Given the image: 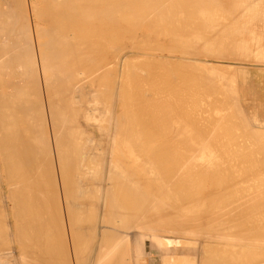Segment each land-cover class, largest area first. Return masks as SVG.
Returning a JSON list of instances; mask_svg holds the SVG:
<instances>
[{
    "label": "bare ground",
    "instance_id": "6f19581e",
    "mask_svg": "<svg viewBox=\"0 0 264 264\" xmlns=\"http://www.w3.org/2000/svg\"><path fill=\"white\" fill-rule=\"evenodd\" d=\"M239 10L240 12L258 14L262 17L261 22L264 27V0H262L261 4L253 3V0H0V252L3 250L1 254L4 257V254L8 255L5 259L9 260L5 264H149V262L151 264L152 258L146 248L145 238L148 237L150 239L149 246L151 249L153 247L163 248L169 246L172 241L169 238H165L164 233L170 231V229L168 230L170 222H175L176 226H174L175 230L173 231L183 234V237L185 236L186 238L187 235H193L194 229L203 225L204 221L214 222V228L212 227L213 224L209 228L210 233L211 228H213V233L214 230L217 231L219 229L218 226L220 224L217 223L227 225L226 222L230 224L232 219L233 223H239L241 222L239 220L242 213L241 210L244 211V214L247 211H253L252 209H254L255 205L252 206V203L260 202V199L256 198L255 200L253 197L255 195H251L253 191L250 188L253 187L254 189V187H257L259 191L263 187L262 190L264 191V185H262L264 176L262 174H259V177L256 178L253 176V179H251L252 177L244 173L250 178V182L247 181L248 183H246L245 181L242 187L239 185L241 187H239L240 190L245 187L244 191L247 190V193L248 190H251L250 195L254 199L246 196L247 199L236 200L235 198L237 197L234 196L237 194L238 196L239 194L243 196L244 194H241L242 190H238L240 193L235 192L237 189L233 188L235 186L232 184L233 180L231 184L235 190L232 191L233 194L235 192L234 198L232 197L231 199V194L225 196L227 198L230 197L231 200L235 199L233 200L234 203H229L231 201L229 198L230 201L226 202L227 198H224V192L222 195L220 190L222 191L224 188L226 190L227 186L223 188L221 183L217 184L218 186L220 185L219 187L215 185L217 189H220L217 190L215 188L214 190L217 191L213 194L216 195L220 192L223 200L218 201L216 200L217 198L213 200L216 196L212 199L210 198L212 197L211 193L208 194L212 186L210 184L213 183L214 176H216L214 175L216 173L214 168L216 167L213 159L215 146L213 147V143L211 142V145L209 141L219 135L220 129L227 130L225 132L222 131L225 135L231 129V125L235 123L236 119L232 121L234 122L233 124L231 123V115H228L230 120L227 118L230 110L227 108L229 111L225 112L227 109L221 107L225 104L223 101L226 96L224 94L226 91L222 93L223 87L225 90L230 89L234 94L232 95L229 92V95L237 97L235 93L237 90L232 86L235 80L216 71L217 73L215 74L218 76L217 79H219L217 81L215 78L217 83L220 80L222 81H220L221 85H218V87L222 86V94H220L219 98L222 99L221 95H224L223 101L219 100L217 97L219 95L216 96L217 90L220 89L217 85H214L216 81L212 83L214 86L205 87L206 92L202 91L198 95L194 94L195 96L192 94L191 97L183 99L186 97L184 96L185 94L182 97H179L182 94L178 97L176 96L179 94V90H182L180 86L177 88L179 89L177 92H172L178 84L180 85V79L183 75L189 71L186 72L180 64L178 65L183 59L180 62L179 60L173 61L174 63L171 62L174 66H180L185 71V73L182 71L184 74L181 72L183 74L181 77L179 75L180 72L177 75L176 72L178 70H175L177 77H180L178 80L175 76L178 80L176 83L175 80L172 81V78L169 77V72L167 73V71L172 70V74H174V66L170 62L169 64L167 63V61L173 59L169 58V60L164 61L162 58H155L156 61L159 59L161 63L156 65L154 57L146 54L147 58L151 57L149 60L146 58L148 63L150 61L149 64H152L151 60L154 59V66L143 67L146 64L143 61L146 62V60L141 58L142 60L139 59V63L144 65L142 64V70L138 71L140 66L138 63L137 72L134 68L136 64H130L129 62L132 61L124 55L127 48L130 52H133L137 48L140 51H148L146 48L150 47L149 49L154 52H152V56L157 52L154 50H160L161 53L165 52L168 56L169 54L173 55L180 52L182 55L190 56L188 58L195 59V61L198 57H192V55L194 56L195 53L200 55V52L201 54L203 53L204 58L207 54L210 55H207L209 58H211V55H213L212 57L217 55L216 58H223L227 53H235L236 39L230 41L229 38L231 39L232 36L227 37L231 33L238 32L235 27V24L237 26L238 23L234 18V13ZM238 17L240 20L241 18L243 19L242 15H238ZM254 17L256 16L254 15ZM248 18L250 20L253 19L250 18V15ZM225 19H229L227 23L232 24V26L229 24L226 26ZM246 20L241 22V24L246 23L247 25ZM223 21L225 27L223 26ZM249 23L248 25H250ZM248 25L246 27H249ZM159 34L168 35L170 37V39L169 37L167 38L168 43L165 42L167 41L164 40L165 37H162V39L160 37L161 40H159L157 37ZM146 43H149V45ZM234 53L231 55H234ZM136 55L138 54L134 56ZM134 56L131 55V57ZM138 57L135 59H138ZM245 58L246 61L249 57ZM263 58L264 48H262ZM192 59L190 62H193ZM231 59H228V61H221L215 58L204 60L209 63L212 61L219 64L226 63V65L222 66H232L231 63L244 64L241 62L243 57L239 58L241 60L235 57L234 61H231ZM235 60L240 62H235ZM185 61L187 63L189 60ZM190 62L191 66L192 63ZM183 63H181L183 67L187 65ZM166 64L171 65L172 69L164 71L165 67L168 66ZM210 65L213 66L212 63ZM254 65L264 67V64L260 63ZM162 66L165 69L162 70ZM153 67L156 69L160 67L162 75ZM193 67L190 68V71ZM212 68L210 67L209 71ZM231 68L233 69V67ZM162 71L166 72L167 75L164 74L166 78L167 76L170 78L167 79V82L171 80L173 85L176 83L173 89L169 86V88L167 87V82V85L160 84L161 77L165 78ZM203 71H201V74ZM192 73L195 79L197 75H195V72ZM211 73L207 74L210 75ZM172 76L174 77V75ZM204 77H199V79L204 80ZM206 78L211 81L212 77L207 76ZM213 79L212 81L214 82L215 79ZM182 82L189 83V80L185 82L182 80ZM207 82L206 80L204 83L206 84ZM163 83L165 84V82ZM182 86L184 87V85ZM194 89L199 90L196 87ZM183 90L185 92V89ZM236 97L230 98V100H236L235 110L239 109L240 106L238 103L239 99L238 97L236 99ZM234 103L235 101L232 102V106ZM229 106H231V103ZM230 109L232 110L233 108L231 107ZM243 111L245 112L244 108ZM234 116L232 117L234 118ZM245 116L240 119L241 122L238 120L237 123L239 125L246 121L244 120L246 119L244 118ZM228 120L231 125H229ZM246 125L244 123L245 127L250 128L247 131H251V127ZM241 129L239 130L240 133L243 134L244 131L247 133L246 130L242 129L243 131H241ZM254 129L252 130L253 132ZM259 131L264 132L263 129H259ZM239 132L237 134L231 133L232 138L227 136V139L229 141L235 138L242 140L247 137L244 135L243 137L239 136ZM258 132L256 133L257 135L261 133ZM253 135L249 134V139ZM260 137L259 134V140L256 143L254 138H252L254 141H247L248 138H244V140L250 143L254 142V146L257 144L261 148L262 144H258ZM220 142L222 141L220 140ZM226 142L228 141L226 140ZM231 142L228 144H231ZM236 142L232 144L234 145ZM261 142L263 141L261 140ZM242 143L244 144L245 142ZM242 143L241 145L237 144L241 146L240 150L243 147V152H245L247 146L242 145ZM220 144L222 146L224 143ZM209 145L213 150L209 149ZM223 146L222 150L226 149ZM229 146L231 149L232 145ZM239 146H237V150ZM250 146L248 147L251 148L253 145ZM217 147H219V144ZM256 147L258 148L259 146ZM237 150L235 152L236 156L233 154L235 158L242 152ZM217 151L216 149V153L219 155ZM226 151L228 152L229 148ZM256 151L254 152L256 153ZM258 151L260 152V150ZM227 152L225 158L227 157L228 160ZM243 152L242 154H244ZM232 153L230 158L233 156ZM258 154L260 161L263 160L261 156L264 154ZM220 157L216 162L219 159L221 161ZM257 157H254L255 160H257ZM247 158H245V162H250ZM224 160L225 163L223 164L226 165L227 160ZM232 160L234 162L235 159L232 158ZM229 161L227 162L228 164ZM238 162H240L239 159ZM237 163L235 161V165ZM261 163L257 164H260V166L264 164ZM217 164L219 163L217 162ZM233 164L231 166H234ZM253 166L251 165L249 168H253ZM220 167L219 169H221ZM236 170L238 169L236 168ZM249 170L247 169V171ZM255 170L253 169L251 172L253 173ZM240 172L242 173V171ZM251 172H249L250 175H252ZM233 173L235 174V172ZM139 175L143 176L140 178L145 179L139 178V180ZM200 175L206 178L202 180ZM198 176L201 177V182L195 181ZM233 176L229 177L231 179L234 178V181H236L235 176ZM238 177L236 178L238 179ZM240 179L238 180L240 181ZM227 180L229 179L227 178ZM226 181L225 183H227ZM228 183L227 185L231 187V184ZM236 185L238 186V181ZM207 186L210 188L205 190V188H208ZM202 188L207 191V193L204 192L207 196L205 194L200 195ZM197 189L200 191L201 199L204 195L205 199L207 197L212 199H209L210 202L208 201V204L213 201L212 203L217 206L221 203L225 204V202L226 205L220 208L216 206L217 208L215 207V209H218V211L212 209L214 212H211L210 210L211 213L205 214L204 219L200 218L201 221L199 218H195V220L193 216L196 212L198 213L199 210H202L200 207L207 205L205 203L202 204L201 200L200 204L202 206L199 207L200 198L197 196L199 199L198 202L197 200L195 201L196 204L194 203L196 206H191L194 202L193 199H197L192 193ZM229 192L227 191L226 193L228 194ZM190 196L194 197L192 199L193 202L189 201L191 204L189 203L187 208H185L186 205L180 203L183 199H187ZM205 199L203 202L208 200V198ZM216 201L218 204H216ZM212 203L210 208H212ZM260 204L261 202L257 205L258 208H260ZM177 205H180V207L176 208L177 212L178 208L181 209V205H184L179 211L183 215L182 217H180V213L178 215L177 212H174ZM184 208L185 211H183ZM257 209L255 208V211L259 210ZM171 210L173 211L171 212ZM238 211H240V215L237 218ZM261 211L263 210L261 209ZM261 211L259 215L262 214ZM234 214L237 215L234 216ZM259 215H256V217L258 218ZM263 215L264 211L261 216ZM200 216L202 217L201 214ZM249 216L247 218L251 219L253 215L251 218ZM244 218L248 220L246 217ZM259 219L261 221L262 217ZM246 223L248 222L246 221ZM215 224L218 226L215 227ZM229 224L227 227L235 225ZM261 224L258 225L256 223L255 225L261 227ZM222 225H220V228H222ZM243 227L241 230L248 231L247 228L243 229ZM251 227L254 231L255 228ZM224 229L226 227L220 230ZM229 229L227 228L228 231H230ZM206 230L204 229V231ZM255 230H260V228ZM261 230L258 232H263ZM250 231L252 232V230ZM195 232L197 231L195 230ZM235 232L234 234L238 233L237 230ZM241 233H238V236ZM247 233L241 235L242 237L240 236L241 238H238L237 241H235L236 237L232 238L234 240L231 238L229 240L233 241L232 244L234 242L238 243V240L242 241L243 236ZM204 234L206 235V233L202 235ZM229 234L223 235L228 237ZM256 234L258 233L256 232ZM214 235L219 237L213 238L208 235L206 237L210 241L212 238L220 240L221 234ZM223 235L221 236L223 237ZM197 236L199 238L200 235L198 234ZM252 237L249 235V240L246 239L252 242L250 245L254 243L256 245L257 236L256 239L250 240ZM176 238L180 239L181 237ZM201 238L204 240L202 242H205L204 236H200ZM189 240H191V237ZM177 241L175 240V242ZM224 241L228 242V240ZM248 241H244V244ZM258 241L263 240L258 238ZM261 243L257 244L260 248L262 247V250H259L260 254L264 252L263 246L260 245ZM209 244H207L206 239V243L202 244V249H204L202 253L206 254L212 251L211 248L209 252L205 253L207 248H209ZM218 244L221 245L219 242ZM224 244L222 246L229 247L227 243ZM199 245L200 243L198 247ZM230 246L231 248H229L234 250L232 245ZM233 246L235 247L236 245ZM242 246L239 242L237 248H242V251L237 250L244 253L245 247L243 248ZM258 246L256 247L257 249H259ZM256 248L253 247L252 251H256ZM218 250L217 248V252ZM220 250L223 249L221 248ZM224 251H226L225 247ZM252 251H250V254L247 251V255L253 254L251 253ZM1 254L0 264H4V260H1V258L3 259ZM211 254L213 253H209L210 257L206 258L215 261L213 263L210 261V263L218 262V259L213 260ZM233 254L235 255L236 253ZM260 254H256V256ZM256 256L252 255L249 257L250 260H248L251 261V258ZM213 257L216 256L213 254ZM223 257L225 256L223 255ZM237 257L239 261V256ZM229 258H227L229 262L227 264H230ZM210 259L206 260L209 261ZM243 259L241 260L245 262ZM259 260L260 258L258 261L256 259V262H262V260ZM204 262L207 264V261ZM225 263L226 259L223 264ZM251 264H254V262Z\"/></svg>",
    "mask_w": 264,
    "mask_h": 264
},
{
    "label": "rangeland",
    "instance_id": "374dc122",
    "mask_svg": "<svg viewBox=\"0 0 264 264\" xmlns=\"http://www.w3.org/2000/svg\"><path fill=\"white\" fill-rule=\"evenodd\" d=\"M256 1H257V2H256ZM253 3H256V4H259V3H260V4H261V3H262V0H253ZM235 11H236V10H235ZM235 11H234V12H235ZM234 12H233V13H234ZM239 12H240V10L237 11L236 13H234V14H235V17H234V18L237 20V23L240 24V25H239L240 27L238 26V24H237V26H236V24H235V27L237 28L238 32H237V33H234L235 35H234L233 33H231V35H228V37H227V38H229L230 36H232V37L236 36L235 38H232V37H231V39L229 38L230 41L236 39L235 42H237V43L235 44V47H236L235 53H234V52L227 53L226 56L223 55V56H224L223 58H222V57H221V58L218 57V58H219V59H218V58H216L217 55H216V57H212L213 55H211V58H209V57H207V55L210 56L209 54H207V55L205 56V58H204L203 53L201 54V52H200V55H199V54H196V53H195L196 56H195V55H194V56L192 55V57H198V59H196V61H195V59L188 58V57H190V56L182 55L180 52H179L180 55H179V53L177 52V53H175V54H173V55L169 54V56H168L167 53H165V52H162V53H161L160 50H159V51H158V50H154V51H157V52H155V55H156V56H155V55L152 56L154 52H153L152 50L149 49L150 47L147 46V45H149V43H146L147 45H145V44H144V45L148 47V48H146V47H145V48L148 49V51L150 50V52L145 51V50H143V51L141 50V51H140V49L138 50V48H137V50H133V52H132V51L130 52L129 49L127 48L128 50H127V49L125 50V53H126V54L124 53V55H125L126 57H128L130 61H132V62H129L130 64H133V65L136 64L135 67H134L135 69H136V68L138 69V66H139V64H140L138 71H139L140 69L142 70L143 67H147V66L149 67L150 65H151L150 67H152V65L154 66V61H156L155 58H160V59L162 58V60L164 59V61H167V59L169 60V58H170V59H173V60L167 61V63L169 64V62H170L171 65H173V64H172V63H174L173 61H175V60L178 61V60H179V62H180V60L183 59V61H181L180 63H178L177 61H176V63H178V65L180 64V66H181L184 70H186V72L189 70L187 73H185V71H183V69H181L180 66H178V67H180V68L177 69V68H178L177 65H175V66L173 65V66H174V68H173V69H174V70H173V73H174V74H172V70H169V69H172V68H171V65L166 64V66H167V65L169 66V67L167 66L168 68L165 67V68H166V69H165L163 66H162L163 68H161L162 70L165 69L164 71L169 70V71H167V73L169 72V73H168V74L170 75L169 77L172 78V79H171L172 81L175 80L176 83L178 82V80H179V78H180L179 76L177 77V75L179 74V72H180L179 75H181V77H182V75L185 73V74L183 75V77L180 79L181 82L179 81V82H180V85L178 84L177 87H175L176 83H174V85H173V82H172L171 80L167 82V79H170V78H169L168 76H167V78H166L165 75H167V74H166V72H163V71H162V73H163V76H165L166 80H165L164 77H163V78L161 77V79H162L161 82L163 81V82H165V84H164L163 82H162V83L160 82V84H162V85H167V83H168L167 87L169 86V87L172 88V89L175 87V89H174L175 91L171 89L172 92H177V91L179 90V89H177V88H179V86H180V89H181V88H182V90L185 89V92H184V90H183V91H182V90H179L180 92H181V91H182V92H181V93L178 92L179 94L176 95V96L178 97L179 95L182 94L181 96H179V97H182L183 94H185L184 96H186V97L183 98V99H186L187 97H191L192 94H193V96H195V95H198V94L202 93V91H203V92H206V90H205V87H206V86H209V85H212V86L217 85V87H218V85H221V82H222L221 80H220L221 82L219 81L220 83H219V82L217 83V81L219 80V79H217L218 76L215 74V73H217V72H218V73L221 72L220 74L223 73V75H225V76H229L231 79H234V80H235V82L233 81L234 83L232 82V83H233L232 86H233V88H235V90H237V91H235V93L237 94V97H238V99H239V100H238L239 102L237 101V102L239 103V105H240V106L238 105V106H239V109L237 108V109L235 110L237 104H236V100H234V99H232V100L235 101V103H234L235 106H234V105H233L234 107L232 106V102H234V101L230 100V98H232V97L235 98L236 96H232V95H234V94L232 93V91H231L230 89L225 90L224 87H223V91H222V90H221V89H222V86H221V87L219 86L218 88H220V89H219L220 91L217 90V92H216V96L219 95V96H217V97L219 98V97H220V94H222L224 91H226V92L224 93V94L227 96V97L225 96V100H226V101H225L224 98H223L224 95H221V96H222V97H221L222 99L219 98V100H221V101L224 100L223 102H224L225 104H224L223 106H221L222 108H226V109L228 108V109L230 110L231 113H232V112L234 113V114L232 113L233 115H232L230 112H229V114H227V113H226V114H227V118H228V119L231 117V120L229 119V120L231 121V123H232V124H233L234 122H235V123H234L233 125H231V123H230L229 120H228V122L230 123L229 125L232 126V127H231L232 130H231V129L228 130V132L225 133V135H226V136H225V135L222 133V131L225 132V131H227V130L224 131V130L220 129V130H221V132H220V130L218 129V130H219V133H218V134L220 135V134L222 133L223 135L221 134L222 136H221V135H220V136L218 135L217 137L215 136L214 138L210 139V141H209L211 145H212V143H213V145H212L213 147L215 146V147H214V150H213V149L210 148L211 146L209 145V149H211V150H213V151L215 152V154L213 155V157H214L213 159L215 160V162H214L215 165H214V166L216 167V168H214V172H216L217 174L213 172L214 175H216V176H214L213 183L210 184V186L212 185L211 188L213 189V191H212V189H211L210 187H208L209 185L207 186L208 188H205V190H207V189L210 188V189H209L210 191H208V194L211 193V195H212V197H210V198L213 199V197L216 196L213 200H215V199L217 198L216 200H218V201L223 200V197H221V196L223 195V192H224V195H223L224 198H225V197L227 198V196H229V195L231 194L232 196H230V197H231V199H232V197H233V195L235 194V192L240 193L239 191H241V190L244 191V190H245V189H244L245 187H243V189H241V190H240V188L242 187V185L244 186L243 183H245V181H246V183H248L247 181L250 180L249 177H252L251 179H253V176L256 178V177H259V174H260V175L262 174V176H264V173H262V172H264V171H263V170H264V169H263V168H264V164L261 165V166H260V164H259V165L257 164V163H260V162L264 163V155L261 156L262 154H264V153H263V152H264V150H263V146H264V143H263V142H264V135H263V134H264V132H263V131H262V132L259 131V129H261V130L263 129V130H264V97H263V96H264V74H263L264 70L262 71V69H264V67L254 65V64H259V63H260V64H264V61H263L264 58L262 59V48H264V27L262 26V22H261V21H262V17H260L258 14H250V13H247V12H245V11H241V12H240L241 14H240ZM245 14H246V15H245ZM238 15H239V16L242 15L243 19L241 18V20H240V18L238 17ZM244 15H245V16H244ZM249 15H250V18H251V19L253 18L254 15L256 16V17L253 18L254 21H256L255 23H254L253 19L250 20V19L248 18ZM247 16H248V17H247ZM246 17H247V20L249 19V21L246 20ZM206 18H208V17H206ZM238 18H239L240 21L238 20ZM255 19H256V20H255ZM228 20H229V19H227V20L225 19V24H227L226 26H228V24L230 25V23H227ZM230 20H231V19H230ZM245 20L247 21V25H248V23H249L250 21L252 22V24H251V22H250V23H249L250 25H248V26H249V27L251 26V28H253V29H251V28H249V27H246V26H247L246 23H245V24H243V23L241 24V22H243V21H245ZM228 22H229V21H228ZM258 22H260V23H258ZM222 23H223V26L225 27L224 21H223ZM253 23H254V24H253ZM233 25H234V24H233ZM241 25H242V26H241ZM243 25H244V26H243ZM245 25H246V26H245ZM230 26H232V24H231ZM238 27H239V28H238ZM241 27H242V28H241ZM244 28H245V29H244ZM247 28H248V29H247ZM234 29H235V28H234ZM240 29H241V30L243 29V30L241 31ZM254 29H256V30H254ZM253 30H254V31H253ZM165 33H166V32H165ZM159 35H160V36H159ZM159 35L157 36L159 40H161L162 37H163V38L165 37L164 40H167V41H165V42L168 43V39H167V38H168L169 36H168L167 34H166L167 36H164L163 34H159ZM161 35H162V36H161ZM245 36H246V37H245ZM160 37H161V39H160ZM251 38H252V39H251ZM169 39H170V37H169ZM239 39H240V40H239ZM254 39H255V40H254ZM227 40H228V39H227ZM243 42H244V44H243ZM245 42H246V43H245ZM248 42H249V43H248ZM231 44H232V43H231ZM245 45H247V46L245 47ZM231 46H232V45H231ZM233 46H234V45H233ZM252 46H253V47H252ZM152 47H153V46H152ZM257 48H258V49H257ZM240 51H241V52H240ZM258 51H259V52H258ZM152 52H153V53H152ZM130 53H131V54H130ZM141 53H142V54H141ZM233 53H234V55H231V54H233ZM259 53H260V54H259ZM135 54H138V55L134 56ZM146 54L149 55V56H151V57H154L155 60H154L153 58H152V59H153L154 61L151 60V63L153 62L152 64H149L150 61H149V63H148L147 59L149 60V58L151 59V57H148V58H147V56H145ZM162 54H163V55H162ZM249 54H251V55H249ZM258 54H259V55H258ZM127 55H128V56H127ZM129 55H130V56H129ZM131 55L134 56V57H131ZM175 55H176V56H175ZM181 55H182V56H181ZM214 55H215V54H214ZM252 55H253V56H252ZM138 56H139V57H138ZM178 56H179V57H178ZM202 56H203V57H202ZM231 56L233 57L232 59H231ZM257 56H258V57H257ZM130 57H131V58H130ZM137 57H138V59H135V58H137ZM167 57H168V58H167ZM182 57H185V58H182ZM199 57H201L202 59L199 58ZM226 57H227V58H226ZM228 57H229V58H228ZM234 57H235V58H238V60H241V59H239V58H242V57H243L242 60H243L244 62H243L242 60H241V62L244 63V64L231 63L232 66H222V65H224V64L226 65V63L219 64V63H217V62H213V61H212V62H211V63L213 64V66H212V65H210L211 63H209V62H207L206 60H204V59H214V58H215V59H217V60H221V61H228V59H231V61H234V60H233ZM245 57H249V58H247V60L245 61V59H246ZM132 58H133V59H132ZM141 58H143V60H146V62L143 61V63H144V64L146 63L147 65L145 64V66L141 67L142 64H143V63H139V59L142 60ZM146 58H147V59H146ZM180 58H181V59H180ZM165 59H166V60H165ZM191 59H192L193 62H190ZM226 59H227V60H226ZM133 60H135V61H133ZM185 60H187V61L189 60V61H188L187 63H185V62H186ZM198 60H200V61H198ZM203 60L206 61V62H204ZM238 60H235V62H240V61H238ZM253 60H254V61H253ZM184 61H185V62H184ZM229 61H230V60H229ZM133 62H135V63H133ZM136 62H137V63H136ZM140 62H142V61H140ZM171 62H172V63H171ZM183 62H184V63H183ZM189 62L192 63L191 66H190ZM253 62H254V63H253ZM257 62H258V63H257ZM261 62H262V63H261ZM138 63H139V64H138ZM155 63H156V65H157L158 63H160V60L158 59ZM164 63H165V62H164ZM181 63H183L184 65H186V64H187V65L183 67V65H182ZM195 63H196V64H195ZM144 64H143V65H144ZM160 64H161V63H160ZM194 64H195V65H194ZM197 64H198V65H197ZM252 64H253V66H252ZM215 65H216V66H215ZM234 65H235V66H234ZM240 65H241V66H240ZM247 65H248V66H247ZM159 66H160V65H159ZM173 66H172V67H173ZM188 66H190V67H188ZM193 66H194V67H193ZM214 66H215V68H214ZM249 66H250V67H249ZM175 67H177V68H175ZM191 67H193V68H192L191 71H190V68H191ZM196 67H197V71H196ZM210 67H211V68L213 67L212 69L214 70V72H213L212 69L209 71ZM231 67H233V69H232ZM255 67H256V68H255ZM153 68H154V67H153ZM153 68H151V69H153ZM156 68H157V66H156ZM156 68H154V69H155L156 71H159L160 74H161V69H160V67H159L158 69H156ZM200 68H201V69H200ZM234 68H235V70H234ZM137 69H136V71H137ZM159 69H160V70H159ZM175 70H176V71L178 70V72H176L177 75L175 74ZM179 70H180V71H179ZM193 70H195V71H193ZM203 70H204V71H203ZM138 71H137V72H138ZM170 71H171V74H170ZM182 71H183L184 73H183ZM198 71H200V72H199L200 74H201V71H203V73L201 74V75H203V76H201V75L198 73ZM206 71H207V72H206ZM208 71H209L210 73H211V71H212V73H211L210 75H212L213 73H214V75H212V76L208 75V74H207V73H209ZM216 71H217V72H216ZM181 72H182L183 74H181ZM192 72H195V75H197V76H196V77H197V80H196V77H195V79H194V74H193ZM205 72H206V73H205ZM233 72H234V73H233ZM256 72H257V74H256ZM190 73H192L191 75H193L192 78H191ZM196 73H198V74H196ZM260 73H261V74H260ZM164 74H165V75H164ZM206 74H207V76L210 77V78H211V77L214 78V79L216 78L217 81H216V79H215V80L213 79V80H214V82H213V81H212V78H211V81H209L210 79H209V78H206V77H207ZM220 74H219V75H220ZM227 74H229V75H227ZM161 75H162V74H161ZM171 75H174V77H173V76L171 77ZM185 75H187V76L189 75V76H188V79H187V76L185 77L186 79L184 78ZM204 75H205V77H204ZM255 75H256V76H255ZM260 75H261V76H260ZM175 76L178 78V80L176 79ZM213 76H215V77H213ZM235 76H236V77H235ZM199 77H202V78L204 77V80L201 79V78L199 79ZM229 77H227V78H229ZM233 77H234V78H233ZM254 77H255V78H254ZM258 77H259V78H258ZM262 77H263V79H262ZM183 78H184V79H183ZM205 78H206V80L209 82V84H208V82L206 83L207 85L204 83V82H206ZM253 78H254V79H253ZM193 79H194V80H193ZM208 79H209V80H208ZM0 80H1V77H0ZM176 80H177V81H176ZM182 80H184V82H185L186 80H187V81L189 80V83H188V82H187V83H183ZM200 80H202L203 84H202V82H200ZM198 81H199V82H198ZM215 81H216V84L213 85L212 83H215ZM166 82H167V83H166ZM171 82H172V87H171ZM193 82H194L195 84H197V85H195ZM181 83H182V85H184L185 88L181 85ZM190 83H192V84L190 85ZM200 83H201V84H200ZM0 84H1V83H0ZM199 84H200V86H199ZM204 84H205V85H204ZM188 85H190V86H188ZM194 85H195V86H194ZM222 85H223V84H222ZM261 85H262V86H261ZM198 86H199V87H198ZM201 86H202V88L204 87L203 90H202V88H200ZM257 86H258V87H257ZM169 87H168V88H169ZM186 87H187V90H186ZM195 87L198 88L199 90L197 91V89H194ZM230 87H231V86H230ZM189 89H190V90H189ZM191 89H192V90H191ZM193 89L195 90V92H194ZM200 89H201V90H200ZM188 90H189V91H188ZM204 90H205V91H204ZM228 90H229V91H228ZM232 90H234V89H232ZM187 91H188V92H187ZM221 91H222V93H221ZM227 91H228V95H229V92H231L232 95H229V96H228V95H227ZM191 92H192V93H191ZM219 92H220V93H219ZM233 92H234V91H233ZM186 93H187V94L189 93L188 96H187ZM190 94H191V95H190ZM194 94H195V95H194ZM228 97H229V98H228ZM237 97H236V99H237ZM240 98H241V99H240ZM242 98H243V99H242ZM247 98H248V99H247ZM249 98H250V99H249ZM227 99H228V100H227ZM229 101H230V102H229ZM226 102L228 103V105H227ZM230 103H231V106H229ZM226 105L229 106V107H227ZM225 106H226V107H225ZM231 107L233 108V109H232L233 111L230 109ZM240 108H241V109H240ZM243 108H244V110H245V112H246L247 114L243 111ZM228 109L225 110V112H228V111H229ZM246 109H247V110H246ZM234 110H235V111H234ZM240 110H241V113L243 112L244 114H243V113L241 114V113H240ZM248 110H249V111H248ZM237 111H238L240 114H239ZM249 112H250V114H249ZM237 113H238V114H237ZM226 114H225V115H226ZM245 114H246L247 117L245 116ZM228 115H231V116L229 117ZM234 115H235V116H234ZM236 115H238V116H236ZM241 115L245 116L244 118H246V119H244V120H246V121L248 120L247 122H246V121H243V120H242V121L245 123V125L248 123V125L251 127V131L253 130V128H255V129H254V132L252 131L253 133H252L251 131H249V132L247 131V130H249L250 128L245 127V126H244V123H243V124L240 123L242 126L239 125V123H237L238 120H239V122H241L240 119H243V116H241ZM232 116H234V118H233ZM240 116H241L242 118H241ZM216 117H217V116H216ZM247 118H249V119H247ZM250 118H251V119H250ZM232 119H233V120H232ZM235 119H236V120H235ZM234 120H235V121H234ZM232 121H234V122H232ZM257 122H258V123H257ZM237 124H238V125H237ZM235 125H236V127H234ZM248 125H246V126H248ZM239 126H240V127H239ZM243 126L245 127V129H244ZM220 127H221V126H220ZM218 128H219V126H218ZM240 128H242L243 130H246L247 133H245V131H244L243 134L240 133V132H239ZM246 128H248V129H246ZM234 129H235V130H234ZM242 129H241V131H243ZM256 129H257V132H258V131L261 132V133H259V132H258V133L260 134L261 137H263V138L260 137V141H258V144H262V145H261V148H260V145H257V144H255V146H254V142L256 143L257 140H259V138H258V137H259V134H258V135L256 134V133H257V132H256ZM218 130H217V132H218ZM233 131H234V132H233ZM237 131L240 133V134H238L239 136H242V137H243V135H244V136H247V137H244L245 139L248 138L247 141H249V140H253V141H254V139H255V134H256V139H255L256 141H254V142L251 141L252 143H250V142H246V141L244 140V138H243L242 140H240V139L238 140L237 138H235V139H237V140H235V139H234V140L231 139L232 142H231V140L229 141V139H227V136H228L229 138H232V137H231V136H232L231 133H233V134L236 133V134H237V133H238ZM255 132H256V133H255ZM227 134H228V135H227ZM229 134H230V136H229ZM247 134H248V135H249V134H250V135H253V134H254V135H253L254 137L251 136V137L254 138V139H252V138L249 139L250 136H248ZM223 136H224L226 139H225ZM237 137H238V136H237ZM213 139H214V140H213ZM211 140H212V141H211ZM218 140H219V142H220V140L222 141V142H220V143H224V144L227 143V144H226L227 146H226V145L223 146L224 144H223L222 146H223V148L226 147L227 150H228V148H229V151H228L229 154H228V152L226 151V149H223V150H222V146H221V144L218 142ZM226 140H227L228 142H226ZM243 140H244V141H243ZM261 140H262L263 142H261ZM214 141H215V142H214ZM216 141H217V142H216ZM236 141H237V142H236ZM240 141H241V142H240ZM211 142H212V143H211ZM229 142H231V144H228ZM233 142H236V143H234V145H233V144H232ZM239 142H240V143H239ZM242 142H245V143L243 144ZM216 143L219 144V147H217L218 144H216ZM237 143L240 144V145H241V143H242V145L247 146V147L245 148V149H246L245 152H243V151H244V150H243V149H244L243 147H242V150H240V149H241V148H240L241 146H239ZM247 143H248V144H247ZM214 144H215V145H214ZM251 144L254 146V148H252L253 146H252ZM229 145H232V146H231V149H230V146H229ZM236 145L239 146V147H238L239 152L242 151L245 155L242 154V152H241V154H239V155L235 158V156H236V155H235V152H236V150H237V149H236V148H237ZM250 145H251L252 147H251ZM233 146H234V148H233ZM235 146H236V147H235ZM245 146H244V147H245ZM248 146H250L251 148H249ZM256 146H259V147L257 148ZM216 147H217V148H216ZM227 147H228V148H227ZM219 148L222 150L223 153L221 152V150H220ZM216 149L218 150L217 152H219V155L222 153L220 156H223V155H224V156H223V157H220L219 155H217L218 153H216ZM234 149H235V150H234ZM249 149H250V150H249ZM255 149H256L257 151H256ZM230 150H232L231 153L233 152L232 155H233V154L235 155V156L233 155L234 157L232 156V158L235 159L234 162H233L232 158H230V157H231ZM238 150H237V151H238ZM258 150H260V152H259ZM249 151H251V152L253 151V152L251 153V152H249ZM254 151H256L257 155H256V153H255ZM261 151H262V152H261ZM220 152H221V153H220ZM224 152H225V154H224ZM226 152H227L228 160H227V157L225 158V156H226ZM246 152H247V155H249V154H250V155L247 156V155H246ZM253 153H254V154H253ZM258 153H262L260 156H261V158H263V160L260 161V157H259V154H258ZM251 154H253V155H251ZM216 156H217V158L215 159ZM242 156H243V157H242ZM252 156H253V158H254V157L256 158L257 156H258L259 158L257 157V160H255V158L253 159ZM219 157L221 158V161H220V159H219L217 162H218L220 165L217 164V162H216V160H217ZM247 157H248V158H247ZM249 157H250V158H249ZM223 158L227 160V161H226V165L223 164V163H225V160H224ZM237 158L239 159L240 162H238V159H237ZM243 158H244V159H243ZM245 158L249 159L250 162H245V161H246ZM230 159L232 160V162H231ZM241 159H243V160H241ZM222 160H223V162H222ZM229 160H230V161H229ZM249 160H248V161H249ZM253 160H254V161H253ZM228 161H229V164L227 163ZM235 161H236V163L238 162L236 165H235ZM258 161H259V162H258ZM251 162H252V163H251ZM254 162H255V164H257V165H255ZM221 163L223 164V166H222ZM232 163H234V164H233L234 166H231ZM240 163H241V164H244V165H241ZM250 163H251V165H254L253 168H249V167H251ZM262 163H261V164H262ZM247 164H249L250 166L248 165V167H247ZM217 165H219V166H217ZM237 165H238V166H237ZM240 165H241V167H239ZM245 165H246V166H245ZM220 166H221V167H220ZM242 166L244 167V170H243V167H242ZM219 167H220L221 169H219ZM230 167H233V168H230ZM246 167H247L248 170H249V169H251V170L254 169V170H255L256 168H257V170L253 171V173H252L251 170L247 171V169H245ZM258 167H259V169H258ZM217 168H218V169H217ZM236 168H237L238 170H236ZM240 168H241V169H240ZM260 168H261V169H260ZM216 169H217V171L219 172L220 175L218 174V172L216 171ZM222 169H223V170H222ZM224 169H228V170H224ZM231 169H232V170H231ZM234 169H235L236 171H235ZM233 170H234V171H233ZM245 170H246L247 172H246ZM225 171H229V172H225ZM240 171H242L243 174H242ZM244 171H245V172H244ZM256 171H257L258 173H257ZM259 171H260V172L262 171V172L260 173ZM224 172H225V174H223ZM231 172H232V174H231ZM233 172H235V174H234ZM236 172H239V173H236ZM249 172H251L252 175H250ZM221 173H222V174H221ZM226 173H227V174H226ZM228 173H229V175H228ZM244 173L248 174L249 177H248L246 174H244ZM210 174H211V172H210ZM210 174H209V175H210ZM230 174H231V175H230ZM238 174H239V175H238ZM241 174H242V175H241ZM253 174H254V175H253ZM212 175H213V174H212ZM222 175H223V176H222ZM224 175L227 176V177H225ZM233 175L235 176V180H236V181H234V178H233V179L230 178V177H232ZM244 175H246V176L244 177ZM200 176L202 177V175H200ZM200 176L196 177V179H195L196 182H198V181L201 182L203 179L206 178L205 176H203V177H202V180H201V177H200ZM229 176H230V177H229ZM234 176H233V177H234ZM238 176H239V177H238ZM140 177H143V176L139 175L138 179H139ZM236 177H238V179H240V177H241L240 181H239ZM242 177H243V178H242ZM215 178H216V180H215ZM217 178H218V179H217ZM219 178H220V179H219ZM221 178H222V179L224 178V179L222 180ZM225 178H226V179H225ZM227 178H228L229 180H227ZM245 178H246V179H245ZM248 178H249V179H248ZM140 179H145V178H140ZM140 179H139V180H140ZM198 179H200V180H198ZM242 179H244V180H242ZM217 180H218V181H217ZM226 180H227V181H226ZM232 180H233V183H232ZM241 180H242V181H241ZM261 180H262V179H261ZM219 181H220V182H219ZM222 181H224V182L222 183ZM225 181H226L227 183L229 182L228 184H231V183H232L233 185H235L233 188H234L235 190L237 189V191H235V190L232 188V186H233L232 184H231V187H230V185H227V183H225ZM237 181H238V186L236 185V184H237ZM263 181H264V179H263ZM240 182H241V184H239ZM249 182H250V181H249ZM220 183H221V185H222V184H223V185L225 184L224 186H223V185L221 186V187H223V188H224L225 186H227V187H226V190H227L228 192H229L230 189H231L230 192L235 191L234 194H233V192H232V193L229 192V193L227 194V193H226L227 191H226L225 188H224V189H223L224 191H223V190H222V191L220 190V192H221L222 195L220 194V192H218L219 196H218V194H216V193H215L216 195H214L213 193H214L215 191H217V190L220 189V188H219V189L216 188V186H217V187L220 186V185H219V186L217 185V184H220ZM215 185H216V186H215ZM239 185H240L241 187H240ZM262 185H264V182L262 183ZM262 185H261V186H262ZM213 186H215V187L213 188ZM228 187H230V189H228ZM239 187H240V188H239ZM215 188H216L217 190H214ZM238 188H239V189H238ZM262 188H263V187H261V189L258 191L257 189H259V188L254 187V189H253V187H252V188H250V189H252V191L255 192V193H253L251 190H248V193H247V190H246V191H244L243 193H242V191H241V194H244L243 196H242V195L240 196V194H239V196H238V194H237L236 196H234V197H237V198H235L236 200H239V199H240V200H241V199H242V200H243V199H247V197H250V199H251V198H252V199L255 198V200H256V198H259L261 204H260V208H258L257 205H259L260 202H254V203H252V206L255 205V206H254V209H252V210L255 211V208H256V209L258 208V209H259V210L257 209L258 211L253 212V211L250 210V211H247L246 214H244V211L241 210L242 213H241V216H240V217H239V215H240V211L237 212L238 215H237V214H234V216L237 215V218L239 217V220H241L242 223H241V222H239V223H238V222H237V223H236V222L233 223L234 221H233V219H232V221L230 220V221H231L230 224H229V222H226L227 225H226V224L222 225L223 223H222V224H221V223H217V224L222 225V226H221L222 228H220V225L218 226L217 224H215V225H216L215 227H217V226L219 227V229L217 230V231H219V232H217L216 230H214L213 233H214V234H221V235H223V234L228 235V233H230L228 237H227L226 235H223V237L220 235V240H219V239L214 240L213 238H217V237H219V236H218V235L216 236V235H214V234L212 233V230H213V228H214V222H210V221H204V222H203V225H201V226L198 227L197 229H194V231H193V232H194L193 235L191 234L192 236H191V235H187L186 238H185V236L183 237V234L181 235V234H178V233H176L175 231H173V230H175V227H174V226H176V225H175V222H174V223L170 222V224H168V230L170 229L171 232H170V231H166V233H164V237H165V238H169V239L172 241L171 244H169L170 247H169V246H165V247H163V248H161V247H153V248L151 249L150 246H149V245H150V244H149L150 239H149L148 237H146V238H145V243H146V246H147L146 248H147V250H149L150 255H151V258H152V263H151V264H169V263H171V264H206V262H204V261H207V264H209L210 261L213 263V262L215 261L214 259H216V260L218 259V262H219V261L221 262V263L219 262V264H223V262H225V259H226V263H225V264H227V263H229L228 260H227L228 257H230V258H229L230 264H232V263H233V264H237V263H238V264H244L248 259L250 260V258H249L250 256H252V255H253V256H256V254H260V251H259V250H262V247L260 248V246H258V245H259V242H260V243L262 242L260 245L263 246V249H264V245H262V244H264V242H263V241H264V239H263V238H264V224H263V223H264V218H263L264 215L261 216V215L263 214V211H264V209H263V208H264V204H263V202H264V198H262V197H264V195H263V194H264V193H263L264 191L262 190ZM221 189H222V188H221ZM248 189H249V188H248ZM255 189H256V190H255ZM205 190L202 188L201 193H200L199 189L196 190L197 192L193 190L194 192L192 193V195H194V197H195V196H196V197L199 196V198H200L199 201H200V202H198V199H199L198 197H197V199H196V198L193 199L194 197H191V196H192V195H191L189 198H187L188 200H187V199H183L182 202H184V203H182V202L180 203V204H185V205H186L185 208H187V205H189L190 202H193L192 199L194 200L193 204L190 203L192 207H193V205L196 204V203H195L196 200H197V202L199 203V205H198L199 207L202 206V205L200 204V203H201V200H202V204H204V203L207 204V205H205V207H202V208L200 207V209H202V210H199V211H201V212L198 211L199 214L196 212L197 215L195 214V215L193 216L194 219H195V218H196V219H198V218H199V219H200V218L202 219L203 217L206 216L205 214L208 215V212H209V213L214 212V211H212V209L218 211V209H215V207H216L217 205H215V203L213 204V203H212L213 201H211V203H212V205H211L212 208H210V204H211V203L208 204V201H209L210 198L207 197L208 200H206L207 198L205 199V195H206V194H205L204 192L207 193V191H205ZM238 190H239V191H238ZM254 190H255V191H254ZM257 191H258V192H257ZM260 191H262V192H260ZM245 192H246V194H245ZM251 192H252V194H251ZM194 193H195V194H194ZM196 193H197V195H196ZM199 193H200L201 196H202L203 194H205L204 197H202V199H201V196L199 195ZM225 193H226V194H225ZM258 193H259V194H258ZM261 193H263V194L261 195ZM248 194H249V195H248ZM250 194H251V195L254 194V195H255V196H253L254 198H253ZM211 195H209V196H211ZM220 195H221V196H220ZM225 195H227V196H225ZM256 195H257V196L259 195V197H257ZM206 196H207V195H206ZM246 196H247V197H246ZM230 197H228V198L230 199ZM234 197H233V198H234ZM238 197H240V198H238ZM243 197H245V198H243ZM260 197H261V198H260ZM226 198H225V199H226ZM228 198L226 199V200H227L226 202H228V201L231 200V199L229 200ZM204 199H205L207 202H206V201L203 202ZM212 199H210V200H212ZM235 199H233V200H235ZM248 199H249V198H248ZM233 200H231L229 203H231V202L234 203ZM240 200H239V201H240ZM186 201H187V203H186ZM189 201H190V202H189ZM253 201H254V200H253ZM209 202H210V201H209ZM226 202H225V204H224V203H223V204H222V203L220 204V202H219L220 205H218L217 207L220 208V207L225 206V205H226ZM237 202H238V201H237ZM237 202H236V203H237ZM194 203H195V204H194ZM198 203H197V204H198ZM255 203H257V204H255ZM216 204H218L217 201H216ZM262 204H263V205H262ZM213 205H214V206H213ZM227 205H228V203H227ZM229 205H230V204H229ZM231 205H233V204H231ZM261 205L263 206V208H261V207H262ZM183 206H184V205H181V209H182ZM191 206H189V208H191ZM195 206H196V205H195ZM198 206H197V208H198ZM203 206H204V205H203ZM256 206H257V207H256ZM172 207H174V206H172ZM172 207H171V208H172ZM177 207H180V205L175 206V210H176V211H174V212H177V209H176ZM206 207H207L208 211H207ZM217 207H216V208H217ZM185 208L183 209V211H185ZM209 208H210V209H209ZM172 209H174V208H172ZM181 209L178 208V212H177L178 215H179V213H180V215H181L180 217L183 216V215L181 214V212H179V211H181ZM204 209H206L207 212L204 211ZM261 209H262L263 211H261ZM210 210H211V212H210ZM172 211H173V210H171V212H172ZM183 211H182V212H183ZM202 211H204V212L202 213ZM260 211H261L262 214L259 215ZM257 212H258V213H257ZM200 214L202 215V217L200 216ZM198 215H199L200 217H199ZM203 215H204V216H203ZM249 215H251V216L253 215L252 218H251V216H249ZM256 215H257V216L259 215V217L257 218ZM197 216H198V217H197ZM247 216H249L251 219H248ZM254 216H255V218H254ZM260 216H261L262 219H263V220L261 219V221H259V220H260L259 218H261ZM244 217H246L248 220H245ZM234 218H235V217H234ZM241 218H242L243 220H242ZM256 218H257V220H255ZM196 219H195V220H196ZM201 219H200V221H201ZM203 219H204V218H203ZM252 219L254 220V222H255V221H256V222L254 223ZM198 221H199V220H198ZM244 221H245V222H244ZM246 221H247L248 223H246ZM258 221L261 222L262 224L259 223ZM204 223H205V224H204ZM243 223H244V227H243ZM253 223H254V224H253ZM256 223H258V225L261 224V225L263 226V227L261 226L263 232H258V231L261 230V227H259L258 225H257V226H258V227H257V226L255 225ZM212 224H213V225H212ZM228 224H229V225H232V226L235 224V225H234L235 227H234V226H233V227H231V226L227 227ZM245 224H247V225L249 226V228H248L247 225H246V226H247V227H246ZM252 224H253V225H252ZM169 225H170V228H169ZM211 225H212V227H213V228H211V229H212V230H211V233L213 234V236H212V234L210 233V229H209ZM239 225H240L241 227H240ZM250 225L253 226L255 229H259V228H260V230H255V229H254V231H253V228H252ZM254 225H255V226H254ZM208 226H209V227H208ZM236 226H237L238 229L236 228ZM206 227H207V228H206ZM223 227H226V229H224V230L221 231L220 229H223ZM230 227H231V228H230ZM242 227H243V229H246V228H247L248 231L241 230ZM256 227H257V228H256ZM227 228H228V229L230 228V229H229L230 231H228ZM232 228H233V229H232ZM239 228H240V229H239ZM201 229H202V232H201ZM204 229H205V230L207 229V230L204 231ZM231 229H232V230H231ZM234 229H235V231L237 230L238 233H240V232H242V233L239 234V236H238V233H237V234H234V233H236L235 231L233 232ZM195 230H196L197 232H195ZM198 230H199V231H198ZM226 230H227V231H226ZM250 230H252V232H251ZM262 230H261V231H262ZM203 231H204V232H203ZM225 231H226V232H225ZM231 231L233 232L232 235H235V236H232V235H231V233H232ZM243 231H244V233H247V232H248V233H247L248 236H247V234H246V235L243 236V238H242L244 241H248V240H249V239H248V238H249V235L252 237V234H253V232H254L253 237H252V239H250V240H254V239H256V236H257V239H256L257 241H256V240H255V241L257 242L258 245H257V244L255 245L254 242H253V243H254V244H253L254 246H253L252 244H251V245H252L253 247H255V248H256L257 246L259 247V249L256 248L258 251H257V250H256V251H252L253 247L250 245V243H252L251 241L245 242V244H244V241H243V240H242V241L238 240V241L240 242V244L243 245L242 247H243V248L245 247L243 251H244V253H246V255H247V251H248V254H250V251H252L251 253H253V254H251V255H247V256L244 255L243 252L241 253L242 248H237V244H239V242H238V243H237V242H236V243L234 242V243L232 244V242H233L232 240H234V239H232V238H235V237H236L235 241H237L238 238H241V237H242L241 235H244ZM199 232H200V233H199ZM215 232H216V233H215ZM223 232H225V233H223ZM256 232H257L259 235L256 234ZM201 233H202V234H203V233H206V235H208V236H210V237L212 236L213 238H212L211 241H210V240H208L209 238L206 237L205 234L202 235ZM208 233H209V234H208ZM251 233H252V234H251ZM260 233H261V234H260ZM198 234H199L201 237L204 236V239H205V237H206V239H207V244H208V243L211 244V242H213V243L211 244V245H213V244L216 243V244L213 245V246H215V247H214V251H215L217 254L213 251V246H211L210 244H209V248H207V250L205 251V253H206V252H209V251L211 250V248H212V251H210L209 253L212 252V253L214 254V256H216V257L219 256L218 258H216V257H213V254H211V255H212V258H213L214 261H212V259H210V258H206V257H210V256H209V253H206V254L202 253L203 250H204V249H202V244H203V243H206V239H205V242H202V241H204V240H203L202 238H201V239H202V240H201V239H200V236H199V238H198V236H197ZM210 234H211V235H210ZM255 234H256V235H255ZM166 235H167V236H166ZM236 235H237V236H236ZM260 235H261V236H260ZM174 236H175V237H174ZM193 236H195V237H193ZM196 236H197V237H196ZM224 236H225V238H224ZM230 236H232V237H230ZM240 236H241V237H240ZM254 236H255V237H254ZM173 237H174V238H173ZM176 237H181L180 239L183 238L184 240L182 239V240L180 241V239H179V238L177 239ZM187 237H188V238H187ZM190 237H191V240H189ZM226 237H227L228 239H227ZM172 238H173V239H172ZM230 238L232 239L231 241L229 240ZM244 238H245V239H244ZM246 238H247L248 240H247ZM258 238L262 239L263 241H258ZM175 240H176V241L178 240V241L175 242ZM185 240H186V242H185ZM192 240H193V241H192ZM212 240H213V241H212ZM218 240H219V241H218ZM224 240H228V242H227V241H224ZM183 241L185 242V244H184ZM195 241H196V242H195ZM208 241H209V242H208ZM215 241H216V242H215ZM229 241H230V242H229ZM198 242L200 243V245H199L200 248L198 247V244H199ZM218 242L221 243V245L218 244L219 247H218V245H217ZM172 243H173V244H172ZM182 243H183V245H182ZM224 243H227V245H229L230 248H231L230 245H232V248H234V250H233V249H230L229 247L222 246V245H225ZM248 243H249V246H248ZM174 244H175V246H173ZM233 245H236V246H235L236 248H235ZM244 245H245V246H244ZM195 246H196V247H195ZM250 246H251V247H250ZM174 247H175V248H174ZM224 247H225V250H226V251H224ZM246 247H247V248H246ZM156 248H157V250H156ZM170 248H171V249H170ZM197 248H198L199 250H198ZM215 248H216V249H215ZM217 248L219 249L218 252H217ZM221 248H222L223 250H220ZM249 248H250V249H249ZM169 249H170V250H169ZM209 249H210V250H209ZM235 249H236V250H235ZM237 249H239V250H241V251L239 252V250H237ZM247 249H249V250H247ZM178 250H179V251H178ZM231 250H232V252H230ZM254 250H255V249H254ZM2 251H3V250H2ZM2 251H1V252H2ZM155 251H156V253H154ZM176 251H177V252H176ZM235 251H237V252H235ZM245 251H246V252H245ZM1 252H0V254H1ZM172 252H173V253H172ZM219 252H222V253H219ZM224 252H225V253H224ZM256 252H258V253H256ZM261 252H262V251H261ZM2 253H3V252H2ZM4 253H5V252H4ZM158 253H159V254H158ZM186 253H187V254H186ZM233 253H236V254L234 255ZM203 254H204V255H203ZM221 254H222V255H221ZM227 254H228V255H227ZM229 254H230V255L232 254V256H230ZM237 254H238V255H237ZM263 254H264V252H262V254H260V255L262 256V258H261L260 255H257L256 257H252V258H251V259H252L251 261H253L254 264H263V263H264V260H263L264 256H263ZM4 255H5V257L3 256V254H1V256H3V259L1 258V260H2V261L4 260L3 262H4V264H5L6 261H8L9 259H8V260L5 259V258H7L8 255H7V256H6V254H4ZM176 255H177V256H176ZM179 255H180V256H179ZM217 255H218V256H217ZM223 255H224L225 257H223ZM242 255H243V256H242ZM237 256H239V261H240V262L238 261V257H237ZM244 256L247 258V260H246V258H245ZM167 257H168V258H167ZM197 257H198V258H197ZM204 257H205V259H204ZM232 257H233V258H232ZM236 257H237V260H236ZM8 258H9V257H8ZM220 258H222V259H220ZM231 258H232V259H231ZM234 258H235V259H234ZM243 258H245V259H243ZM253 258H256L257 261H258V259L260 258L259 261L262 260V262H256V259H254V260H255V261H254ZM206 259H210V260L208 261V260H206ZM230 259H231V260H230ZM241 259H243L245 262H243ZM172 260H173V261H172ZM200 260H201V261H200ZM202 260H203V261H202ZM222 260H223V261H222ZM249 260H248L247 263H245V264H248V263L251 264V263H253V262H251V261H249ZM232 261H233V262H232ZM234 261H235V262H234ZM198 262H199V263H198ZM203 262H204V263H203ZM218 262H215L214 264H218ZM231 262H232V263H231ZM236 262H237V263H236ZM242 262H243V263H242ZM212 263H210V264H212ZM149 264H150V262H149Z\"/></svg>",
    "mask_w": 264,
    "mask_h": 264
}]
</instances>
